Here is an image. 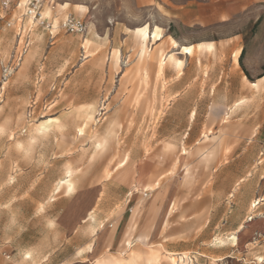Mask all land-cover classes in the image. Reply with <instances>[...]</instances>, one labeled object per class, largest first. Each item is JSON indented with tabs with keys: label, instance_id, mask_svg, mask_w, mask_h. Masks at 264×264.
<instances>
[{
	"label": "rangeland",
	"instance_id": "374dc122",
	"mask_svg": "<svg viewBox=\"0 0 264 264\" xmlns=\"http://www.w3.org/2000/svg\"><path fill=\"white\" fill-rule=\"evenodd\" d=\"M27 1L0 0V264H264V0H53L49 29ZM144 189L121 246L78 255ZM68 195L76 232L55 220Z\"/></svg>",
	"mask_w": 264,
	"mask_h": 264
},
{
	"label": "crops",
	"instance_id": "0c3cea01",
	"mask_svg": "<svg viewBox=\"0 0 264 264\" xmlns=\"http://www.w3.org/2000/svg\"><path fill=\"white\" fill-rule=\"evenodd\" d=\"M144 193L146 194L144 195ZM150 196L151 193H149V191H147L146 189L142 190L141 192L128 191L124 194L122 198L120 213H117L111 219L99 220L96 223H93L94 219L91 218V221L88 223V228L92 230V237L94 240L92 241L93 243H90L91 246L89 248L91 250L87 251V254H93L94 247L99 248V250H101L102 247L106 244H109L108 249L113 248L114 250H117L121 246L123 239L124 241L127 239L129 230L132 229L131 223L133 222V220H135V216L132 214V212L134 210L138 211L141 207H143L141 205L142 202L145 203L147 200H149ZM71 198L72 196L68 195L64 197H59L54 200V202H61L63 200L66 202L69 201L68 206L65 208V210L62 211L61 215L55 217V220L61 221L62 223L69 225L68 229L76 232L79 227H83L82 224L86 223L88 218L90 217H86L84 208L80 209L78 206L77 210H75L73 203H70ZM252 207H257L261 210H264V198H256L253 201ZM126 211H128V213H126ZM129 217L132 218L131 221L128 220ZM228 221L229 220H225L224 224L228 225L231 228L230 225L233 221H230V223H228ZM171 253L175 255L184 254H176L175 252ZM8 255L9 258L7 260L10 261V254ZM94 255H96V253H94Z\"/></svg>",
	"mask_w": 264,
	"mask_h": 264
},
{
	"label": "built area",
	"instance_id": "2783aa9c",
	"mask_svg": "<svg viewBox=\"0 0 264 264\" xmlns=\"http://www.w3.org/2000/svg\"><path fill=\"white\" fill-rule=\"evenodd\" d=\"M11 0H3V6L6 8L10 5ZM53 0H28L23 16L31 22V24L42 26L45 29H49L52 27V23L47 19V17L43 13L44 5L51 4ZM10 23H8L9 25ZM61 27L69 33L72 34H84L86 32V25L84 21L78 17L72 16L71 14L67 15L61 22ZM24 32V29L21 30V33ZM22 38V35L20 36ZM28 40L25 36L22 45L21 52L26 51L28 47ZM261 126L263 129L262 133V144L264 145V117L261 121ZM146 193H144L145 195ZM6 259L9 258V255L5 256Z\"/></svg>",
	"mask_w": 264,
	"mask_h": 264
},
{
	"label": "bare ground",
	"instance_id": "6f19581e",
	"mask_svg": "<svg viewBox=\"0 0 264 264\" xmlns=\"http://www.w3.org/2000/svg\"><path fill=\"white\" fill-rule=\"evenodd\" d=\"M46 13L48 14L49 13V10H47L46 11ZM147 28L148 29V32H147V34H144L141 30L142 29H144V28ZM133 33H134V36H136L137 38H138V40H139V42H140V44H141V54H144L145 53V48H146V45H147V43H148V41L150 40V39H152V41H154V40H157L158 38V35H159V33H158V31H156V30H154V31H149V28H148V25L146 24V25H144V26H142V27H137V28H135L134 30H133ZM85 43L87 42V40H85L84 41ZM177 44V43H176ZM203 46V45H202ZM197 47L199 48V47H201V43H198L197 44ZM185 49H190V51H185ZM192 49H193V46H185V47H182V51L184 52V53H188V54H191L192 53ZM179 52V51H178ZM172 56V55H171ZM169 57V56H168ZM174 58V57H173ZM173 58H171V59H173ZM167 60V59H166ZM160 62H159V69L160 70H162V68H163V65H164V61H165V56L164 55H162V57H161V59L159 60ZM169 62H172V63H174L175 62V60H173V61H170L169 60ZM177 62V61H176ZM180 62H177L176 64H179ZM171 64V63H170ZM176 66V65H175ZM179 66V65H178ZM262 78H264V76L262 77ZM251 85H255V83L254 82H251ZM242 101H235L234 102V104H233V106L234 107H236V106H238L240 103H241ZM193 115H194V113L192 112L191 113V115H190V117L192 118L193 117ZM190 118V119H191ZM42 130H43V127H42ZM67 176L68 177H70L69 176V172L67 171ZM61 181V180H60ZM63 185H65L66 186V190L65 191H67V192H70V191H72V189H73V182L70 180V178H66V179H64V180H62L59 184H58V186H57V189L56 190H58V189H60V187L61 186H63ZM177 254V253H176ZM181 254V253H180ZM170 257H169V264H186V262L184 261V256H183V254H181V255H177V258L175 259L174 257H173V255H175V254H173V253H169L168 254ZM185 255V254H184ZM153 256V255H152ZM186 256V255H185ZM158 258V257H157ZM186 258V257H185ZM168 262V261H167ZM120 263V262H119Z\"/></svg>",
	"mask_w": 264,
	"mask_h": 264
},
{
	"label": "snow or ice",
	"instance_id": "6c2138e0",
	"mask_svg": "<svg viewBox=\"0 0 264 264\" xmlns=\"http://www.w3.org/2000/svg\"><path fill=\"white\" fill-rule=\"evenodd\" d=\"M141 31H142L144 34H147L148 29L145 27V28L142 29ZM157 31H159V29H157ZM185 51H190V49H185ZM5 207H7V205H5ZM90 250H91L90 248H89V249H81V252H80L78 255H83V253H84L85 251H90ZM31 257H32V253L29 252L25 258H26V259H31Z\"/></svg>",
	"mask_w": 264,
	"mask_h": 264
},
{
	"label": "trees",
	"instance_id": "16d2710c",
	"mask_svg": "<svg viewBox=\"0 0 264 264\" xmlns=\"http://www.w3.org/2000/svg\"><path fill=\"white\" fill-rule=\"evenodd\" d=\"M241 55H242V53H241Z\"/></svg>",
	"mask_w": 264,
	"mask_h": 264
}]
</instances>
